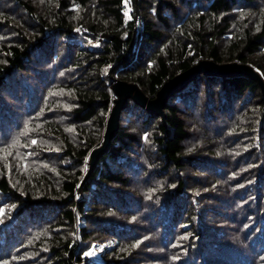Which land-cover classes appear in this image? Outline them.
Masks as SVG:
<instances>
[{"label": "trees", "instance_id": "obj_1", "mask_svg": "<svg viewBox=\"0 0 264 264\" xmlns=\"http://www.w3.org/2000/svg\"><path fill=\"white\" fill-rule=\"evenodd\" d=\"M264 0H0V264H264ZM36 143L33 144L32 141ZM92 262V260H89ZM88 264V263H87Z\"/></svg>", "mask_w": 264, "mask_h": 264}, {"label": "water", "instance_id": "obj_2", "mask_svg": "<svg viewBox=\"0 0 264 264\" xmlns=\"http://www.w3.org/2000/svg\"><path fill=\"white\" fill-rule=\"evenodd\" d=\"M201 74L207 76L246 75L256 80L264 93V81L261 76L252 67L240 63L219 65L213 61L201 60L189 70L166 82L155 99L147 97L137 84L117 79L111 83L110 87L114 93L115 104L108 119L103 145L93 151L91 155V168L96 164L100 155L110 148L119 128L120 116L127 108L129 100H133L135 104L149 113L165 118V107L168 99L175 93L184 90L190 82Z\"/></svg>", "mask_w": 264, "mask_h": 264}, {"label": "rangeland", "instance_id": "obj_3", "mask_svg": "<svg viewBox=\"0 0 264 264\" xmlns=\"http://www.w3.org/2000/svg\"><path fill=\"white\" fill-rule=\"evenodd\" d=\"M110 244H95L90 251L85 255L87 262L84 264H106L107 248ZM91 253V255H89ZM89 260H92L89 261Z\"/></svg>", "mask_w": 264, "mask_h": 264}, {"label": "snow or ice", "instance_id": "obj_4", "mask_svg": "<svg viewBox=\"0 0 264 264\" xmlns=\"http://www.w3.org/2000/svg\"><path fill=\"white\" fill-rule=\"evenodd\" d=\"M126 2H127V0H126ZM32 143H33V144H35V143H36V141H35V140H33V141H32ZM89 255H91V253H89Z\"/></svg>", "mask_w": 264, "mask_h": 264}]
</instances>
